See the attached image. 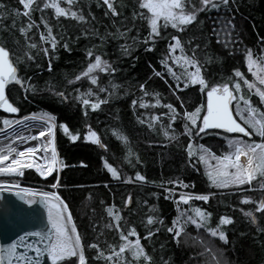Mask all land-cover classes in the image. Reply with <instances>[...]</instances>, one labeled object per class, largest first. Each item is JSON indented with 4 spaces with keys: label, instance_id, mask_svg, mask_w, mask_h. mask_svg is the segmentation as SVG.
Listing matches in <instances>:
<instances>
[{
    "label": "trees",
    "instance_id": "obj_1",
    "mask_svg": "<svg viewBox=\"0 0 264 264\" xmlns=\"http://www.w3.org/2000/svg\"><path fill=\"white\" fill-rule=\"evenodd\" d=\"M40 2L41 0H37V3ZM192 2L198 4V0ZM213 2L219 3V0ZM138 3L139 0H115L117 10L123 15L112 17L110 14L104 15L107 9L103 6L102 0H76L72 5L73 10L82 11L90 23L78 25L74 20L59 18L63 26L60 31L65 34L66 39L71 37L70 51L58 45L54 56L50 51L49 56L45 57L40 49L48 45H41L38 35L34 37L37 49L25 48L24 40L19 36L18 29L26 24L27 18L22 14L13 15L14 9L22 13V6L18 0H0V4L6 6L0 9V42L5 43L15 55L21 57L24 62L18 65L20 77L25 80L30 77V83L36 87L35 92L25 93L19 86H11L10 99L20 111L16 117H8L0 112V121L5 118L17 119L33 113L37 115L49 113L56 116L58 156L67 165L59 171L61 187L57 188L56 192L68 204L77 231L86 241L93 242L98 237L102 247H105V241L109 244L120 243L114 228L109 230L104 227L105 224L112 222L107 216L106 209L114 204L120 209L123 218L120 224L125 226V232L128 228L134 227L140 235L145 251L152 258L150 262H145L143 257L138 261L133 260L126 251L124 256L131 260V264H198L200 257L196 250L183 240L182 235L177 243L166 229L172 226V221L178 216L176 200L179 194H207L209 195L207 203L193 199L188 205L180 203L179 208L189 210L199 207L211 213L207 228H215L221 216L230 217L233 221L231 224L220 226L229 240L228 244L223 242L220 244L229 264H264V231H258V228L264 229V212H256L255 203H241L246 197H251L254 201L264 198V189L259 188L257 181H253V191L244 190L248 185L242 186L239 190L235 187L218 189L210 184L205 174V166L196 163L198 157L196 150L199 146L217 155L221 154L227 148L225 136L217 135L216 132L194 136L192 152L196 155L192 157L193 163H190L186 148L189 141L188 137L182 134L181 119L178 118L172 124V128H168V116L161 115L168 113L167 108L159 105L139 107L141 98L149 105L155 103L153 95L144 96L140 91V84L145 85V91L159 93L161 105L173 104L181 116L184 110L192 111L199 105H205V94L200 92L199 86L183 88L181 83L180 87L183 90L173 95L175 81L161 64L167 53V37L172 34L185 37V51L189 55L190 49L199 44L196 54L202 66V74L210 84L227 82L231 85L237 79L234 77V70L241 71L245 78L252 81L246 67L245 56L247 50L251 49L253 56L260 59L264 49V0H230L231 10L224 8L223 5L219 10L209 7L197 16V20H202L203 23L189 25L185 33H178L170 27L167 30L162 29V33L166 31L167 36L157 40L153 51H146V45L139 43L125 55L120 45L133 44L131 37L137 34V30L139 39L148 32L146 21L139 17L135 21L131 20L133 11L146 14V10L138 8ZM61 6L67 7L63 0ZM52 12V9L45 10L50 22L55 23L51 20ZM31 15L39 23L40 13L32 12ZM93 16L95 20L92 19ZM125 17L128 18L125 24L133 29L127 33V38L109 37L101 42L99 37L82 34L83 29L90 27L100 35L114 32V21L115 26L124 31L120 21ZM228 20L232 21L234 27L225 26ZM213 29L219 31V35ZM36 31L33 28L29 35ZM56 32L57 28L53 27V33ZM189 36L194 37L190 46L186 43ZM218 39L221 43L216 42ZM17 40L19 45L15 43ZM89 49L93 50L92 58L87 56ZM25 51L34 57L32 61L26 60ZM97 54L116 69L112 74L98 71L91 74L98 77L99 86H108L109 81L119 86L111 97L108 92H99L98 86L92 85L86 77L79 81L75 80V77L86 69L89 60L94 59ZM206 57L208 59H205ZM49 59L52 64L51 71H48ZM157 71L164 79L154 74ZM70 80L73 83H68ZM241 85L242 91L249 94L242 81ZM89 89L95 93L87 97L91 101H95L97 97L108 100L96 111H92L90 106H83L81 100L77 99L84 98L83 94ZM59 92H63L67 99L57 95ZM176 96L183 100V109L180 108V100H177ZM250 98L256 107L264 111V104L258 102L259 98L254 90L250 93ZM134 99L137 100L135 107L131 104ZM85 111L88 113L87 116L84 115ZM152 115L158 116L159 119L150 129L148 119ZM141 120L146 122L142 124ZM61 123L66 124L73 134L79 132L81 139L71 142L59 127ZM87 125L98 132L101 142L107 145V150L83 140ZM161 126L170 134L174 129L176 139L165 137ZM253 140L260 142L261 138L253 134ZM105 160L117 169L121 174V180L111 177L104 167ZM81 163L86 166H81ZM136 172L145 176L147 182H123V178L134 177ZM21 180L23 185L37 183L51 191L53 190L50 184L55 182L52 176L47 180H40L33 172L26 173ZM172 180L181 181L188 187L168 183ZM129 196L132 197V202L124 207V201ZM245 211L253 212L257 218L256 224L251 223V218L243 214ZM188 214L194 215L190 210ZM148 216L162 220L163 223L154 222L149 225ZM157 228L159 231H155ZM150 229L154 234L145 240L144 237ZM185 230L192 236L198 232L193 225H188ZM199 231L209 233L205 228ZM94 251L86 248L85 254L91 256ZM91 264H104V261L93 260Z\"/></svg>",
    "mask_w": 264,
    "mask_h": 264
},
{
    "label": "snow or ice",
    "instance_id": "obj_2",
    "mask_svg": "<svg viewBox=\"0 0 264 264\" xmlns=\"http://www.w3.org/2000/svg\"><path fill=\"white\" fill-rule=\"evenodd\" d=\"M75 2L76 0H63V3L67 5V7H64L61 6V0H41L40 3H37V0H18V3L22 6V13L14 9L13 15L19 16L22 14L27 18L26 24L18 29L19 36L24 40L25 48L37 49L38 45L34 37L38 35L40 44L48 45L40 49L45 57L49 56L50 51L54 56L58 45L64 50L70 51L69 40L71 37L66 39L65 34L60 31V28L63 26L60 24L59 18L63 17L65 20H74L78 25L90 23L82 11L79 9L73 10L72 5ZM102 4L107 9L104 12L105 16L110 14L112 17H120L123 15L122 12L117 10L115 0H102ZM221 5L231 10L230 0H219V3L213 2V0H198V4L193 3L192 0H187V2L186 0H139L138 8L146 10V14L145 12L133 11L131 20L135 21L139 17L142 21H146L148 28L147 35L139 39V31L137 30V34L131 37L133 44H121L120 48L127 55L136 44L143 43L146 45V51H153L157 40L164 39L167 36L166 31L162 33V29L167 30L170 27L178 33H185L189 25L203 23L202 20H197L200 12L205 11L209 7L219 10ZM5 7L4 4H0V9H4ZM46 9L53 10L51 20L55 21V23L50 22L49 15L45 14ZM32 12L40 13L39 23L32 18ZM92 19L95 20V17L93 16ZM127 19L125 17L120 21L121 25L124 26V31L116 27L114 21V32L100 35L94 28L90 27L83 29L82 34L99 37L101 42H104L109 37L113 39L127 38V33L133 30L132 27L125 24ZM41 25H43L42 31ZM227 25L234 27L231 20L227 21L225 26ZM13 27H15V22L13 23ZM53 27L57 28L56 34L53 33ZM33 28L37 31L30 36L29 33ZM213 31L219 35V31L216 29H213ZM78 38L76 37V39ZM167 40V53L161 60V64L167 69L168 75L175 81L173 95H176L177 91L183 90L180 87L181 83H183V88L199 86L200 92L206 95V105H199L192 111L184 110L181 116L173 104L165 103L161 105L159 93L145 91V85L140 84V91L144 96L153 95L155 103L149 105L141 98L139 107L146 108L159 105L167 108L169 110L168 113H162L161 115L168 116V128H172V124L178 118L181 119L183 127L182 134L186 135L189 141L186 148L190 163H193L192 157L196 155V153L192 152V138L194 136H199L201 133H205L206 130H217V135L225 136L228 151L219 155L203 146H199V155L196 163L205 166V174L212 186L218 189L235 187L239 190L242 186L248 185V188L244 190L253 191V181H257L259 188L264 189V111L256 107L250 98V93L255 89V95L259 98L258 102L264 104V90H261L254 82L245 78L244 74L239 70H234V77L237 79L231 85L227 82L210 84L202 74V66L196 54V48L199 47V44L190 49L191 55H189L185 51V37L172 34L167 37ZM193 40L194 37L189 36L186 38V43L190 46ZM216 42L221 43L219 39ZM15 43L19 45L18 40ZM13 56H15V59H13ZM87 56L89 58L93 57L92 49L88 50ZM24 57H26L27 61L34 59L27 51L24 52ZM205 59L208 58L206 57ZM260 59L262 63L258 64L257 59L253 57L251 49L247 50L245 62L248 72L255 81H258L260 85H264V51L261 52ZM169 60H171L172 65H176L181 69L179 73L173 70V67L168 63ZM22 62L24 61H22L19 55H15L5 43L0 42V110L4 113L18 114L20 111L19 107L10 99V86H19L25 93L36 91L35 85L30 83V77L26 80L20 77L18 65ZM254 68L255 71L253 70ZM51 69L52 64L51 59H49L48 71H51ZM97 71L112 74L116 69L108 61L102 60L101 55L97 54L94 56V59L89 60L86 69L77 75L75 80L79 81L82 77H86L92 85L98 86L99 92H108L109 97H111L115 89L119 86L112 84L110 81L108 86H99L98 77L91 75ZM154 74L164 79L159 71ZM241 81L247 88L249 94H245L242 91ZM68 83L71 84L73 81L70 80ZM109 87L111 91H109ZM57 95L65 100L67 99L63 92H59ZM92 95H95V93L89 89L87 93L83 94L84 98L77 97V99L81 100L83 106H90L92 111L98 110L101 104L108 102L107 99L99 97L95 101H91L87 97ZM176 99L180 100V97L176 96ZM131 104L135 107L137 100H132ZM179 106L181 109L184 108L183 100H180ZM87 114V111H85L84 115L87 116ZM56 119L55 115L49 113H43L41 115L33 113L31 115H25L22 118H5L0 121V135H2L3 139L11 141L9 144L0 148V174L22 177L26 169H34L44 179L50 176L53 177L55 182L50 184L52 189L61 187L59 183V171L67 167V165L58 156L55 143ZM158 119L159 117L156 115L150 116L148 119V127L151 129ZM145 122V120L140 121L142 124ZM59 127L71 142H76L81 139L80 133L76 132L73 134L66 124L61 123ZM86 127L87 131L83 136V140L94 145H99L107 150V145L101 142L98 132L93 130L90 125ZM161 127L163 130V126ZM31 129H35V132L25 134L30 132ZM163 134L171 140L176 139L174 129L172 134L167 130H163ZM253 134L261 138L260 142L250 139ZM33 141L36 143L33 144ZM129 162L131 163V161ZM81 166L86 165L81 163ZM104 167L113 179H122L117 169L106 160L104 161ZM54 173L56 175H53ZM123 182L134 183L147 181L145 176L141 175L140 172H136L134 177L123 178ZM168 183L188 187L187 184H183L181 181L172 180L168 181ZM13 190H15L14 194L28 207L24 208L8 202L0 203V226L9 223L15 216L28 213V210L33 204H41L46 210L47 224L52 230L54 238H49L48 243L42 249L39 246V242L45 240L46 234L44 232H24L23 235H19L11 243L6 245L0 244V264H39V259L43 255H47L51 260V264H60L61 261L71 257L77 258L73 264H91L93 260H103L104 264H131V260L124 256L126 251L133 260L138 261L143 257L145 262L151 261L152 258L141 244V238L136 229L134 227L128 228L127 232H125V226L120 224V221L123 219L120 215V209L116 208L114 204L106 209L107 216L111 218L112 222L105 224L104 227L109 230L114 228L118 234L120 243L109 244L105 241V247H102L98 237L93 242H88L77 231L68 204L57 192L21 188L19 184L0 183V193ZM165 191L170 192L171 189H165ZM165 198L167 199L169 197ZM2 199L0 197V200ZM193 199L207 203L209 195L179 194L176 200L178 216L172 221V226L166 229L168 233L172 234V239L179 243L182 233L187 235L185 229L190 223L197 230L205 228L212 237H218L219 241L223 242V244H228L227 234L220 229V226L231 224L233 222L232 219L221 216L219 218V224L215 228H207V221L211 213H207L197 207L189 209L194 213V215H189V210L179 208L180 203L188 205ZM131 202L132 197H127L124 201V207H127ZM241 203H255V211L264 212V198H261L259 201H254L251 197H246ZM152 210L155 211L154 208ZM243 214L251 218V223H257V218L253 215L252 211H245ZM154 222L163 223L162 220L148 216L147 224L151 225ZM155 231H159V228ZM258 231H264V229L258 228ZM153 234L151 229L148 230L144 239H149ZM32 237L36 238V243H28L29 238ZM129 237H135V239H129ZM86 248L95 251L91 256H86ZM19 249H23V251H19ZM205 251L212 252V248L206 246ZM29 252L35 253V256L29 255ZM213 259L216 260V264H221L215 255ZM224 264H228V262L225 261Z\"/></svg>",
    "mask_w": 264,
    "mask_h": 264
},
{
    "label": "water",
    "instance_id": "obj_3",
    "mask_svg": "<svg viewBox=\"0 0 264 264\" xmlns=\"http://www.w3.org/2000/svg\"><path fill=\"white\" fill-rule=\"evenodd\" d=\"M206 102H207V98L205 95V105H206ZM0 112L8 117H16L19 114V113L18 114L4 113L2 110H0ZM207 132H217V130H206L205 133ZM26 134H28V132ZM233 135H236V134H233ZM250 139L253 140V136ZM10 142H11L10 140H5L3 139L2 135H0V148L4 147V145L9 144ZM25 171H28V170L26 169ZM34 173L37 175V177L40 180H43V181L47 180V179H43L42 177H40L38 173H36L35 171ZM17 178L19 177H13V176L0 174V183L4 181H6L5 183H10V181H15L14 179H17ZM18 184L20 185L21 188H32V189H37L40 191H51L49 189H46V187H44L43 185L37 184V183L29 184L30 186L23 185V182H19ZM56 189H52V190L55 192ZM0 197L3 198L2 200H0V203L8 202V203L18 205L20 207H24V208L28 207L27 205H24L23 202L14 194V191H5L3 193H0ZM38 205L33 204L31 208L28 210V213L24 215L15 216L9 221V223L4 224L3 226H0V244H4V245L9 244L13 240H16L19 235H23L24 232H27V231H41L46 234L45 240L39 242V246L42 249L48 243L49 238H54V234L52 233V230L47 224L46 210L42 205H41L42 207ZM36 242L37 241L35 237L29 238L28 240V243H36ZM19 251H23V249H19ZM29 255L35 256V253L29 252ZM39 264H51V260L47 257V255H43L39 259ZM60 264H67V258L64 261H61Z\"/></svg>",
    "mask_w": 264,
    "mask_h": 264
},
{
    "label": "rangeland",
    "instance_id": "obj_4",
    "mask_svg": "<svg viewBox=\"0 0 264 264\" xmlns=\"http://www.w3.org/2000/svg\"><path fill=\"white\" fill-rule=\"evenodd\" d=\"M264 51V49L262 50ZM261 56V55H260ZM254 57V56H253ZM255 58V57H254ZM257 59V58H255ZM168 63L173 67V70L176 71L177 73H179L181 71L180 68H178L176 65H172L171 60L168 61ZM257 63L261 64L262 61L261 59H257ZM191 70V69H190ZM255 71V68L253 69ZM251 75V74H250ZM251 80L252 82H254L256 84L257 87L261 88V90H264V85H260L258 83V81H255V79L251 76ZM255 91V89H253ZM56 123V122H55ZM35 132V129H31L30 132H28V134H32ZM26 134V133H25ZM33 144H35L36 142L33 141ZM55 143H56V129H55ZM16 146V145H15ZM57 147V145H56ZM198 155H199V148L196 150ZM195 151V152H196ZM222 151V150H220ZM228 151V148H225V150L222 151L226 152ZM212 152V151H211ZM214 153V152H213ZM28 172H33V170L28 169V171H24V175ZM35 174V173H34ZM24 175L22 177H19L17 179H14L15 181H10V183L12 184H18L19 182H21L22 178L24 177ZM6 181L2 182L5 183ZM25 186H30V185H25ZM56 192V191H55ZM38 205V204H37ZM41 206V204H39ZM38 205V206H39ZM182 205H185L182 203ZM43 206V205H42ZM41 206V207H42ZM44 207V206H43ZM198 219V218H197ZM188 225H192V224H188ZM186 231V230H185ZM187 233V231H186ZM182 238L183 240H185L191 247H193L196 250V254H199V263L198 264H216V260L213 259V256L215 255L217 257V259L220 260L221 264H224L225 261L228 262L224 252L222 251L220 244L222 243L221 241H219L218 237H212L210 235V233H205L204 231L201 233L199 230L197 232L196 235H190L189 233H187V235L182 233ZM211 247L212 248V252H207L205 251V247ZM219 250V251H218ZM229 264V262H228Z\"/></svg>",
    "mask_w": 264,
    "mask_h": 264
},
{
    "label": "bare ground",
    "instance_id": "obj_5",
    "mask_svg": "<svg viewBox=\"0 0 264 264\" xmlns=\"http://www.w3.org/2000/svg\"><path fill=\"white\" fill-rule=\"evenodd\" d=\"M76 259H77L76 257L67 258V264H73V262L76 261Z\"/></svg>",
    "mask_w": 264,
    "mask_h": 264
}]
</instances>
